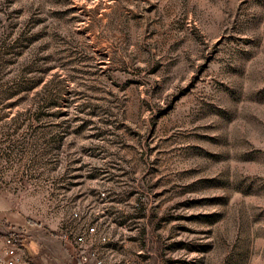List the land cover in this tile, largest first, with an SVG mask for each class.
Returning a JSON list of instances; mask_svg holds the SVG:
<instances>
[{
    "label": "rangeland",
    "instance_id": "rangeland-1",
    "mask_svg": "<svg viewBox=\"0 0 264 264\" xmlns=\"http://www.w3.org/2000/svg\"><path fill=\"white\" fill-rule=\"evenodd\" d=\"M91 226L89 264H264V0H0V232Z\"/></svg>",
    "mask_w": 264,
    "mask_h": 264
},
{
    "label": "built area",
    "instance_id": "built-area-1",
    "mask_svg": "<svg viewBox=\"0 0 264 264\" xmlns=\"http://www.w3.org/2000/svg\"><path fill=\"white\" fill-rule=\"evenodd\" d=\"M76 216L79 214L76 213ZM96 232V228L91 226L82 234L70 237L64 235V242L67 245L77 249V246H82L91 235ZM27 236L19 230H2L0 232V240L2 247L0 248V264H35L32 256L27 250ZM103 240H106L104 237ZM82 259L85 263L89 261V255L85 254V251L80 250ZM97 264H103L101 260H98Z\"/></svg>",
    "mask_w": 264,
    "mask_h": 264
},
{
    "label": "crops",
    "instance_id": "crops-1",
    "mask_svg": "<svg viewBox=\"0 0 264 264\" xmlns=\"http://www.w3.org/2000/svg\"><path fill=\"white\" fill-rule=\"evenodd\" d=\"M64 245H66L67 249H65V251L61 253V257L57 259V262L55 264H89L83 261L82 254L79 253L80 252L79 250H77L76 248H73L70 245H67L66 243ZM27 250H28V247H27ZM28 253L32 255L29 251ZM33 261L35 264H37L34 259ZM40 264H43V263H40Z\"/></svg>",
    "mask_w": 264,
    "mask_h": 264
}]
</instances>
